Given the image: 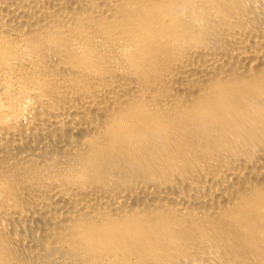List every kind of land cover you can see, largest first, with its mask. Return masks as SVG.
Returning a JSON list of instances; mask_svg holds the SVG:
<instances>
[{"label":"bare ground","instance_id":"6f19581e","mask_svg":"<svg viewBox=\"0 0 264 264\" xmlns=\"http://www.w3.org/2000/svg\"><path fill=\"white\" fill-rule=\"evenodd\" d=\"M0 264H264V0H0Z\"/></svg>","mask_w":264,"mask_h":264}]
</instances>
